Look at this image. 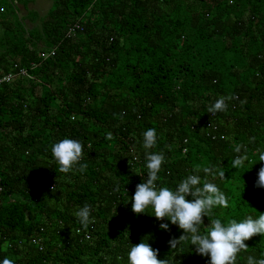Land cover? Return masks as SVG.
I'll list each match as a JSON object with an SVG mask.
<instances>
[{
    "label": "trees",
    "instance_id": "16d2710c",
    "mask_svg": "<svg viewBox=\"0 0 264 264\" xmlns=\"http://www.w3.org/2000/svg\"><path fill=\"white\" fill-rule=\"evenodd\" d=\"M50 1L38 17L29 0H0V78L10 75L0 85V261L128 264L131 245L147 239L170 264H209L189 242L171 249L183 232L151 208L131 211L146 180L142 133L155 128L150 151L165 156L157 187L175 189L198 166L225 172L208 179L229 207L204 217L202 233L212 218L264 214V189L254 186L264 150V0ZM229 95L238 99L225 112L207 113ZM64 138L84 145V171H58L51 146ZM238 144L249 159L234 169ZM85 204L87 229L74 214ZM245 244L236 264L264 258V236Z\"/></svg>",
    "mask_w": 264,
    "mask_h": 264
},
{
    "label": "clouds",
    "instance_id": "9594fccd",
    "mask_svg": "<svg viewBox=\"0 0 264 264\" xmlns=\"http://www.w3.org/2000/svg\"><path fill=\"white\" fill-rule=\"evenodd\" d=\"M233 99H238V97L234 95L219 97L208 107L207 113L215 116L225 112L228 101ZM142 137L145 168L147 169L146 180L136 185L131 197V211L135 215H141L151 208L152 216L157 221L167 219L172 225L182 230L183 234L178 239L169 240L171 249L175 250L183 242H189V245L195 246L196 254L208 257L209 264H236L238 253L248 249L245 241L257 235L264 236V214H260L258 218L249 215L240 222L228 219L225 223L220 218H212L202 233L200 229L204 223V217L213 216L215 207H229L228 197L213 180L208 179L209 176L213 179H223L225 172L212 166L202 169L198 166L197 174H189L183 178L175 189L157 187L158 174L165 162V156L162 152L150 151L157 141L155 128L145 130ZM108 138L111 139V133L108 134ZM83 148L81 141L69 138L52 144L51 157L58 166V171L67 174L76 165H80L79 171H84L87 165L80 163L83 158ZM234 151L237 153L232 162V167L235 169L244 166L249 158L244 145L238 144ZM256 151L262 166L258 171L254 186L264 189V150L257 149ZM201 170L205 174L204 179L198 174ZM189 196L191 200L186 199ZM74 214L85 229L93 222L90 219L91 206L88 204L79 208ZM168 228L167 223L160 224L161 230L167 231ZM158 252V249H153L147 239H144L136 245H131L127 253L128 264H170L167 258L158 259ZM0 264H15V262L5 257ZM171 264H173V259ZM246 264H264V258L257 259L249 255Z\"/></svg>",
    "mask_w": 264,
    "mask_h": 264
},
{
    "label": "rangeland",
    "instance_id": "374dc122",
    "mask_svg": "<svg viewBox=\"0 0 264 264\" xmlns=\"http://www.w3.org/2000/svg\"><path fill=\"white\" fill-rule=\"evenodd\" d=\"M50 4V0H29V2L27 3V9L35 11L36 15H38V17H41L46 14L48 8L50 7ZM17 6L19 15L24 17L27 14V11L20 3ZM24 21L28 24V26H33L30 25L27 20Z\"/></svg>",
    "mask_w": 264,
    "mask_h": 264
},
{
    "label": "built area",
    "instance_id": "2783aa9c",
    "mask_svg": "<svg viewBox=\"0 0 264 264\" xmlns=\"http://www.w3.org/2000/svg\"><path fill=\"white\" fill-rule=\"evenodd\" d=\"M9 79H10V75H6V76L0 78V85H1L2 82L8 81ZM32 243L36 244L37 243V240L35 238L32 239Z\"/></svg>",
    "mask_w": 264,
    "mask_h": 264
}]
</instances>
